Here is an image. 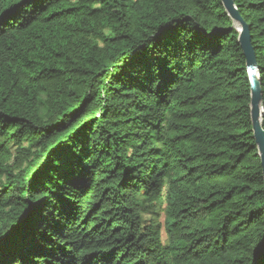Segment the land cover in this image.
<instances>
[{"label": "trees", "instance_id": "16d2710c", "mask_svg": "<svg viewBox=\"0 0 264 264\" xmlns=\"http://www.w3.org/2000/svg\"><path fill=\"white\" fill-rule=\"evenodd\" d=\"M233 2L264 131V0ZM0 20V231L43 234L52 264H254L264 177L221 0H0Z\"/></svg>", "mask_w": 264, "mask_h": 264}, {"label": "snow or ice", "instance_id": "6c2138e0", "mask_svg": "<svg viewBox=\"0 0 264 264\" xmlns=\"http://www.w3.org/2000/svg\"><path fill=\"white\" fill-rule=\"evenodd\" d=\"M2 22V20H0ZM200 39L211 44L214 40L213 35H202ZM160 78L163 79V71H161ZM30 192L35 196L36 203L25 214L27 217H39L43 214V210L50 203V194L52 189L46 187L39 175L33 178L32 185L30 186ZM69 207L68 211H71ZM22 224L24 221L21 222ZM8 254L9 260L5 261V254ZM68 256L66 264H77V257L65 251L63 253ZM44 256V264H52L53 259H60L59 256L53 257L49 251V240L45 239L43 234L36 235L34 233L21 232L14 234L8 232L5 234L0 231V264H39L38 257ZM254 264H264V242L257 245L254 253ZM100 258L95 256H88L84 260V264H99ZM61 264H65L61 260Z\"/></svg>", "mask_w": 264, "mask_h": 264}, {"label": "water", "instance_id": "95a60500", "mask_svg": "<svg viewBox=\"0 0 264 264\" xmlns=\"http://www.w3.org/2000/svg\"><path fill=\"white\" fill-rule=\"evenodd\" d=\"M221 3L227 15L234 22L240 26L238 42L246 58L247 76L250 87V114L252 121L253 135L257 145L262 172L264 177V131L261 126V88L260 79L258 76V67L255 62L254 52L250 43L249 29L245 22L241 19L233 0H221Z\"/></svg>", "mask_w": 264, "mask_h": 264}, {"label": "rangeland", "instance_id": "374dc122", "mask_svg": "<svg viewBox=\"0 0 264 264\" xmlns=\"http://www.w3.org/2000/svg\"><path fill=\"white\" fill-rule=\"evenodd\" d=\"M236 28L237 30L240 29V26L236 23ZM164 206H158L154 208V214L151 216L152 221H154L155 224L159 225V228L161 230V237L164 243H166L167 238H166V234L164 231V226H163V222H164V217H165V213H164ZM149 217H146V219H148Z\"/></svg>", "mask_w": 264, "mask_h": 264}]
</instances>
